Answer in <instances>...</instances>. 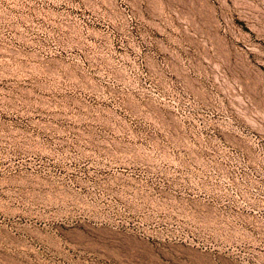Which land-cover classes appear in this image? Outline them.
<instances>
[{"label":"rangeland","instance_id":"rangeland-1","mask_svg":"<svg viewBox=\"0 0 264 264\" xmlns=\"http://www.w3.org/2000/svg\"><path fill=\"white\" fill-rule=\"evenodd\" d=\"M0 264H264V0H0Z\"/></svg>","mask_w":264,"mask_h":264}]
</instances>
